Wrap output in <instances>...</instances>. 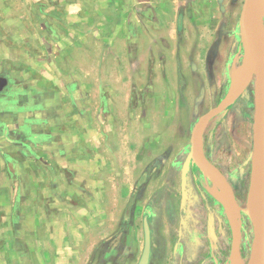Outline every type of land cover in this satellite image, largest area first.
<instances>
[{"label":"rangeland","instance_id":"rangeland-1","mask_svg":"<svg viewBox=\"0 0 264 264\" xmlns=\"http://www.w3.org/2000/svg\"><path fill=\"white\" fill-rule=\"evenodd\" d=\"M57 1L0 0V76L10 79L0 128L11 130L1 141L16 150L0 192L9 204L29 192L18 194L28 204L18 231L0 195V227L12 225L9 243L0 231V264H19L33 243L35 264H138L146 214L149 264H249L256 78L198 134L226 182L191 150L200 118L237 88V71L248 73L244 0H163V25L146 0Z\"/></svg>","mask_w":264,"mask_h":264},{"label":"water","instance_id":"water-1","mask_svg":"<svg viewBox=\"0 0 264 264\" xmlns=\"http://www.w3.org/2000/svg\"><path fill=\"white\" fill-rule=\"evenodd\" d=\"M257 0H244L240 17V33L245 57L248 61L249 70L245 80L241 85L230 92L229 96L216 108L200 118L193 129L191 137L192 158L199 160L209 172L226 182L224 177L218 173L214 167L203 158L201 152L196 151L198 146V134L200 128L211 118L223 112L234 104L248 89L253 79L256 78V111L254 122V144L251 157L252 188L261 194L256 210V215L252 217L254 228V243L249 264H264V21L255 11L254 5ZM257 37L262 39V43ZM7 85V80L0 79V91ZM191 159H188L183 174V183H186L187 172ZM232 195V193L230 192ZM145 244L141 259L138 264H149L151 256V231L148 222V214L144 219ZM238 229L234 230L233 250H237Z\"/></svg>","mask_w":264,"mask_h":264},{"label":"crops","instance_id":"crops-1","mask_svg":"<svg viewBox=\"0 0 264 264\" xmlns=\"http://www.w3.org/2000/svg\"><path fill=\"white\" fill-rule=\"evenodd\" d=\"M33 1V4H35L36 2H40V3H43V2H46V1H48V0H32ZM26 2H27V4H28V0H26ZM56 4H57V6L58 7H63V6H65V7H69V6H72L71 4H69V2L67 1V0H58L57 2H56ZM81 4H83L82 3V1H81ZM29 5V4H28ZM145 5V7H147V8H150L151 9V11H155V13L153 14V16L150 18V21L151 22H155L157 25H159V24H161V25H163V22H168V20H166L165 19V21H164V19H163V16H159L158 15V8H160L161 9V7H163L164 6V1L163 0H146V2H143V4L141 5V6H144ZM33 13H34V15L37 17V20H38V23L39 24H41V27H42V22H43V20L42 19H40L39 17H38V12L37 11H33ZM170 21H172V20H170ZM56 23H57V20H56ZM159 31V30H158ZM36 36H38L39 38H43L44 36H49V34H48V32H45V30L44 31H41L38 35H36ZM113 37V36H112ZM167 36L166 35H162L161 36V39L162 40H164L165 38H166ZM169 37H172L171 36V34H169ZM178 71H180V70H178ZM0 79H4V80H7V85L0 91V96H5L4 95V93L8 90V88H9V86H10V79H9V77L8 76H6V75H1L0 76ZM180 79H182V76L180 75L179 76V80ZM183 79L184 80H188V81H191V77L189 76V75H187L186 74V72H184V77H183ZM193 86L194 85V83H187V85L186 86ZM55 108V107H54ZM51 111H49V113H50ZM52 113V112H51ZM7 115H8V119L10 118V114L9 113H6ZM1 122V121H0ZM2 129L0 128V131H1ZM2 132V133H1ZM0 132V167H4V166H8L9 165V160H8V154L11 152L12 153V151L13 152H15L14 150H12V149H10V148H8L7 146H6V142H2L1 140L3 139V133H10L11 132V130L10 129H8L7 127L5 128V130L4 131H1ZM23 145L24 144H22V147H23ZM23 164L24 163H19V162H17V163H15V164H13L15 167H16V169H19V168H21V167H23ZM34 164V163H33ZM35 165V164H34ZM1 175V174H0ZM39 176V174H37V177ZM7 178V177H6ZM9 181H11V179H9V180H6V179H2L1 180V182L3 183V184H5V185H8L9 184ZM2 191V190H1ZM8 193L9 192H5V193H3L2 194V192H0V195L2 196H4L3 197V200H6L5 202H6V204H5V215H7V214H10L11 215V218L13 219H15V222L13 223L12 222V225H13V227H14V229L15 230H19L20 229V226L23 224V222H21L23 219L21 218V217H17V215H21V214H24V207L25 206H27L28 204L26 203V202H24V199L22 198V196H18V194L19 193H22L23 194V196L24 197H26L28 194H29V192L27 193V192H24V190H22L21 189V191H19L18 193H17V195H16V198H15V200H14V202L12 201V204H9V202L11 201V200H9L8 201V199H7V195H8ZM37 197H39V193L38 192H33V196H32V199H37ZM11 198V197H10ZM49 198H50V196H49ZM2 205V204H1ZM0 205V209H3V207ZM32 207V206H31ZM33 208H35V207H33ZM39 209H40V214H41V210H42V208L41 207H39ZM9 215V216H10ZM9 216L7 217V220H8V218H9ZM41 216V215H40ZM41 218V217H40ZM39 218V219H40ZM18 220V221H17ZM40 223V222H39ZM11 224H8L6 227H4V226H1L0 227V231H1V239L4 241L5 239L7 240V243H9V239H12V236L10 235V230H9V228L10 229H12L10 226H12ZM35 227H36V222H34V229H35ZM19 228V229H18ZM13 229V230H14ZM24 229V228H23ZM18 235L20 236V233H18ZM19 238V237H18ZM14 239V238H13ZM23 241H25V239L23 240ZM26 245V244H25ZM10 248L12 247H14V244L13 245H10L9 246ZM17 249H19L20 247H22L21 245L20 246H15ZM23 247H24V244H23ZM9 250V249H8ZM25 250V249H24ZM23 250V252H24V254L23 255H20L19 256V258H18V262H19V264H22V263H24V264H27V263H29L30 262V264H35V262H36V259H35V245H34V243H33V245H32V251L30 252L31 254H28L27 252H26V250L24 251ZM11 252V250H9L8 251V253H10ZM7 253V252H6Z\"/></svg>","mask_w":264,"mask_h":264},{"label":"bare ground","instance_id":"bare-ground-1","mask_svg":"<svg viewBox=\"0 0 264 264\" xmlns=\"http://www.w3.org/2000/svg\"><path fill=\"white\" fill-rule=\"evenodd\" d=\"M255 11L257 12V14L264 20V0H257L255 2L254 5ZM258 41L260 42V44L262 43V39L257 37ZM246 72L241 70V71H237L234 74V86L237 87L239 86L245 79ZM199 146H196V151L199 152L198 148ZM213 195L221 202L223 203H228V199L226 194L223 191L219 190V186L216 185V187L212 190ZM261 197V194L255 189L254 191H251V199H250V207L248 209V213L251 215H256V210H257V206L259 203V199ZM230 201V200H229ZM256 202V206L254 207V204Z\"/></svg>","mask_w":264,"mask_h":264},{"label":"flooded vegetation","instance_id":"flooded-vegetation-1","mask_svg":"<svg viewBox=\"0 0 264 264\" xmlns=\"http://www.w3.org/2000/svg\"><path fill=\"white\" fill-rule=\"evenodd\" d=\"M237 101H238V100H237ZM237 101H236V102H237ZM232 105H233V104H232ZM146 215H147V214H146ZM148 222H149V214H148ZM149 225H150V223H149ZM150 231H151V228H150Z\"/></svg>","mask_w":264,"mask_h":264}]
</instances>
